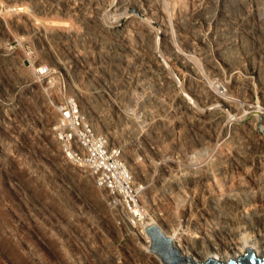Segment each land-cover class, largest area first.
<instances>
[{"label": "rangeland", "instance_id": "1", "mask_svg": "<svg viewBox=\"0 0 264 264\" xmlns=\"http://www.w3.org/2000/svg\"><path fill=\"white\" fill-rule=\"evenodd\" d=\"M70 99L134 170L149 214L191 218L186 234L222 227L236 211L217 195L257 191L242 161L264 143V0H0V264H134V244L146 248L67 158L60 121Z\"/></svg>", "mask_w": 264, "mask_h": 264}, {"label": "bare ground", "instance_id": "2", "mask_svg": "<svg viewBox=\"0 0 264 264\" xmlns=\"http://www.w3.org/2000/svg\"><path fill=\"white\" fill-rule=\"evenodd\" d=\"M162 1V0H161ZM163 2H165V3H167V1H163ZM162 2V3H163ZM164 4V3H163ZM25 8H21V10H24ZM166 9V8H165ZM109 13V12H108ZM124 13V12H123ZM168 14V13H167ZM115 15V14H114ZM124 15V14H123ZM107 16V15H106ZM120 16V15H119ZM125 17V16H124ZM119 18V17H118ZM123 18V17H122ZM169 18V17H168ZM252 19V18H251ZM117 25V24H116ZM122 25V24H121ZM118 26V25H117ZM122 31V30H121ZM118 32V31H117ZM124 32V31H123ZM122 32V33H123ZM126 32V31H125ZM130 33V32H129ZM118 34V33H117ZM113 35V34H112ZM132 35V34H131ZM114 36V35H113ZM124 36V35H123ZM121 37V36H120ZM172 38H170L169 39V37H168V42H169V40H171ZM125 40V39H124ZM131 40V39H130ZM173 40V39H172ZM171 44H173V41H172V43ZM170 46V45H169ZM172 46V45H171ZM175 45H173L172 47H174ZM171 47V48H172ZM181 52V51H180ZM186 55V54H185ZM187 56V55H186ZM185 57V56H184ZM186 58V57H185ZM191 58V57H190ZM188 59V58H187ZM193 59H194V57H193ZM189 61H190V59H188ZM188 60H187V62H188ZM192 62V61H191ZM197 63V62H196ZM42 65V64H41ZM126 65V64H125ZM39 67V66H38ZM35 68H37V67H35ZM31 69V68H30ZM45 69V67L44 66H42V67H39V69L38 70H40V71H43ZM36 70V69H35ZM37 72V71H36ZM211 87V86H210ZM217 88V87H216ZM215 88V89H216ZM226 97V96H225ZM227 98V97H226ZM225 99V98H224ZM215 100V99H214ZM246 100V99H245ZM82 101V100H81ZM84 101V100H83ZM232 101V100H231ZM229 102V101H228ZM234 102V101H233ZM81 104V103H80ZM234 105V104H233ZM244 105V104H243ZM237 106V105H236ZM235 106V107H236ZM143 107H144V105H143ZM232 107H234V106H232ZM244 108V107H243ZM260 107H258V109H259ZM245 109V108H244ZM236 110V109H235ZM261 110H263L262 109V107H261ZM130 111V110H129ZM247 112V111H246ZM261 114H264V112L263 113H261ZM127 115V114H126ZM129 115H127L126 117H128ZM236 116V115H235ZM130 117V116H129ZM236 118V117H235ZM126 119V118H125ZM225 120V119H224ZM129 121V120H128ZM92 122V121H91ZM264 126V125H263ZM262 126V127H263ZM95 127V126H94ZM264 128V127H263ZM196 138V137H195ZM111 140V139H110ZM58 141V140H57ZM54 142V141H53ZM55 144V143H54ZM53 144V145H54ZM188 145V144H187ZM203 145V144H202ZM226 145V144H225ZM205 146V145H204ZM177 147V146H176ZM188 147V146H187ZM218 146L216 145V147L215 148H217ZM228 147H229V145H228ZM59 149V148H58ZM185 149V148H184ZM202 150L204 149V148H201ZM200 149V150H201ZM225 149H226V146H225ZM255 149V148H254ZM216 150V149H215ZM218 150V149H217ZM220 150V149H219ZM227 150H228V148H227ZM227 150L225 151V152H227ZM181 151V150H180ZM184 151V150H183ZM208 151H210L209 149H208ZM212 151V150H211ZM221 151H222V149H221ZM223 151V152H224ZM229 151H230V149H229ZM228 151V152H229ZM231 151H233V150H231ZM230 151V152H231ZM191 152H192V150H191ZM216 152V151H215ZM259 152V153H258ZM2 153V152H1ZM195 153V152H194ZM212 153V152H211ZM213 153H214V151H213ZM212 153V154H213ZM219 153V152H218ZM255 153L256 154H254V153H252V155H248L249 157L247 158L246 157V159L244 158V160L242 161L243 162V165H245L244 167H246V165H248V167L250 168V169H252V171H254V173H255V177L256 178H254L253 177V180H252V185H253V187H251L252 189L253 188H256L257 189V191L256 190H254V191H256V193H257V195H253V194H256V193H254V191H253V194H252V190H251V194L252 195H248V193H247V196L243 193V194H241V195H243V197H244V195L246 196L245 198H241L240 197V195H236L235 193H232V189L230 188V187H227L228 189L227 190H229L230 189V191H229V193L227 192V190L225 189V191H223L222 189H221V186L219 185L218 186V184L216 183V182H218L217 181V179L216 178H214V180L216 181L215 183L217 184V186H218V188H220L221 190H222V192H227V194L225 193H221V195H217L218 196V198L216 199V202H217V205H219V206H223L225 209H227L228 210V208L229 209H232V211H236V215H235V218L234 219H230L231 220V222H229V223H226V224H223V225H221L222 227H220V226H218L217 228H216V225L214 224L213 226H215V228L214 229H211L210 231H208V229L207 228H209V227H207L206 225L207 224H209V223H205L206 222V220H205V222L203 221V223H205L204 225H205V227H206V231L205 230H203V231H201V229L200 228H198V227H193V225H192V227L191 228H194V229H192V230H190L191 231V234H189V232L186 234V231H187V229H188V226H190V225H186V230H183V231H180V226L182 225V223L183 222H185V223H189L190 222V219L188 218V219H184L183 221H181V219H179V217H175V215H174V218H175V221H177V223H173L172 222V220L171 221H167V219H164L163 217H161V215H159L158 213H155V211L152 213V214H149V209H148V207L147 208H144L143 209V211H142V221L140 222V225L138 226V230H136L138 233H139V235H141V237L142 238H144L145 240H146V243H147V245H146V248L144 249V248H142V247H140L138 244H134V254H138L137 255V258H136V260H137V263L136 262H133L134 264H163L164 262L162 261H160V260H158L154 255H153V251L152 250H150V243H152L151 242V239H150V237L148 236V234H147V232H146V228H148L150 225H157V226H159L160 227V229L168 236V237H170L171 239H172V241H173V244H174V246L180 251V253H181V255L187 260V261H192L193 263H195V264H206V263H208V261H209V259H216V260H218V261H220L222 264H228L231 260H233V261H237L238 259H239V257H242V256H245L246 255V248L247 247H250V248H252V250H253V253L255 254V256L256 257H259V258H262L263 256H264V191H263V187H262V182H264V171L262 172V170H263V168H264V143H262V142H260V144H258V149L257 150H255ZM258 153V154H257ZM193 154V153H192ZM199 153L198 152H196L195 153V155H198ZM201 154V153H200ZM230 154V153H229ZM235 154V153H234ZM179 155V154H178ZM180 155H181V153H180ZM194 155V154H193ZM193 155H191L190 156V158L192 159V156ZM227 155V154H226ZM236 155H238L237 154V152H236ZM240 155L241 154H239V156L238 157H240ZM182 156V155H181ZM208 156V155H207ZM233 156V155H232ZM245 156V155H244ZM183 157V156H182ZM220 157V156H219ZM230 157H231V154H230ZM4 158V157H3ZM65 159H66V157H64ZM131 158V157H130ZM178 158V157H177ZM193 158H194V156H193ZM196 158V157H195ZM214 158V157H213ZM223 158H225L224 156H223ZM62 159V158H61ZM187 159V158H186ZM190 159V160H191ZM203 159H205L204 157H203ZM209 159V157L206 159V165H208L207 163V160ZM215 159V158H214ZM168 160V159H167ZM180 160V159H179ZM185 160V159H184ZM187 160H189V159H187ZM198 160V159H197ZM201 160V159H200ZM200 160H198V162L200 161ZM211 160V159H210ZM216 160V159H215ZM235 160V159H234ZM67 161V160H66ZM175 161V160H174ZM177 161H178V159L176 160V164L178 165L179 164V162L177 163ZM214 161V160H213ZM236 161V160H235ZM235 161H234V164H235ZM134 162V161H133ZM189 162V161H188ZM198 162L197 163H194L195 165H197L198 164ZM201 162V161H200ZM199 162V164H200V166H201V163ZM228 162V161H227ZM132 163V162H131ZM130 163V164H131ZM187 163V162H186ZM191 163H193V162H190L189 164H191ZM205 163H204V165H205ZM212 163V162H211ZM221 163V162H220ZM226 163V162H225ZM66 164V163H65ZM129 164V165H130ZM133 164V163H132ZM131 164V165H132ZM137 164V163H136ZM139 164V163H138ZM141 164V163H140ZM194 164H193V167H194ZM230 164V163H229ZM68 165V164H67ZM177 165H176V167H177ZM181 165V164H180ZM202 165H203V162H202ZM205 165V166H206ZM211 165V164H210ZM225 165V164H224ZM237 165V164H236ZM235 165V166H236ZM250 165V166H249ZM134 166H135V164H134ZM136 166H138V165H136ZM141 166H142V164H141ZM183 166H185V165H183ZM191 166V168L193 169V171H194V169H196V168H193L192 167V165H190ZM190 166H188V167H190ZM198 166V165H197ZM200 166H198V167H200ZM232 166V165H231ZM157 167V166H156ZM203 167V166H202ZM202 167H200V168H202ZM132 168V167H131ZM135 168V167H134ZM175 168V167H174ZM200 168L198 169L199 171H201L200 170ZM205 168V167H204ZM204 168H202V169H204ZM211 168V167H210ZM210 168H209V166L207 167V169H209L210 170ZM230 168V167H229ZM228 168V169H229ZM241 168V167H240ZM248 168V169H249ZM141 169V168H140ZM206 169V168H205ZM206 169V170H207ZM226 170H227V168H225ZM244 169H246V168H244ZM63 170V169H62ZM129 170H130V168H129ZM136 170V169H135ZM182 170V169H181ZM218 170V169H217ZM223 170V169H222ZM230 170V169H229ZM247 170V169H246ZM245 170V171H246ZM84 171V170H83ZM134 170H131V172H133ZM141 171V170H140ZM191 171V170H190ZM189 171V172H190ZM205 171V170H204ZM203 171V172H204ZM208 171V170H207ZM228 171V170H227ZM226 171V172H227ZM195 172V171H194ZM214 172V171H213ZM230 172V171H229ZM67 173V172H66ZM188 173V172H187ZM199 173V172H198ZM247 173V172H246ZM248 173H249V170H248ZM78 174V173H77ZM82 174V173H81ZM88 174V173H87ZM86 174V175H87ZM135 174V173H134ZM137 174H138V172H137ZM189 174V173H188ZM192 174V173H191ZM209 174V173H208ZM217 174H219V173H217ZM223 174H227V173H223ZM64 175H66V174H64ZM85 175V174H84ZM139 175V174H138ZM141 175V174H140ZM174 175V174H173ZM185 175L187 176V174L185 173ZM194 176L196 175V174H193ZM192 175V176H193ZM211 175V174H210ZM210 175H205V178H204V181H205V179H206V183L208 182V179L210 180ZM213 175V174H212ZM246 176H247V174H245ZM252 175V174H251ZM180 176H182V174L180 175ZM179 176V179L178 180H180V177ZM203 176H204V173H203ZM227 176V175H226ZM173 177V179H174V176H172ZM183 177V176H182ZM228 177V176H227ZM238 177V176H237ZM237 177H235V179L237 178ZM241 177H243V176H241ZM251 177V176H250ZM88 178V177H87ZM139 178V177H138ZM137 178V179H138ZM176 178V177H175ZM213 178V177H212ZM211 178V180H213ZM239 178H240V176H239ZM238 178V179H239ZM252 178V177H251ZM89 179V178H88ZM136 179V178H135ZM172 179V180H173ZM177 179V178H176ZM182 179V178H181ZM187 179V178H186ZM194 179V178H193ZM242 179V178H241ZM90 180V179H89ZM139 180V179H138ZM168 180V179H167ZM183 180H184V178H183ZM248 181L250 180L251 181V179H247ZM169 181V180H168ZM175 181V180H174ZM174 181H172V184H173V182ZM181 181V180H180ZM249 181V182H250ZM137 182V181H136ZM178 182V181H177ZM181 182H183V181H181ZM198 182V181H197ZM200 182V181H199ZM228 182V181H227ZM232 182V181H231ZM242 182V181H241ZM244 182V181H243ZM246 182V181H245ZM88 183V182H87ZM87 183H85V184H87ZM167 183V182H166ZM165 183V184H166ZM176 183V182H175ZM195 183V182H194ZM211 183V182H210ZM210 183H207V187H210ZM219 183V182H218ZM240 183V182H239ZM164 184V183H163ZM170 184H171V182H170ZM171 184V185H172ZM177 184V183H176ZM176 184H174V185H176ZM192 184V183H191ZM214 184V183H213ZM223 184V183H222ZM134 185H135V187H136V189L137 190H144V187L140 184V183H135L134 182ZM178 185V184H177ZM180 185H181V183H180ZM187 185H189L188 183H187ZM237 185H242V186H244L242 183H240V184H237ZM237 185H235V186H237ZM169 187H170V185H168ZM184 186V185H183ZM182 186V187H183ZM200 186H203L202 184L200 185ZM228 186H230V182L228 183ZM90 187V186H89ZM88 187V188H89ZM163 187V186H162ZM165 187V186H164ZM204 187V186H203ZM234 187V186H233ZM171 188V187H170ZM176 188V187H175ZM201 188V187H200ZM211 188V187H210ZM215 188H217V187H215ZM247 188V187H246ZM164 189V188H163ZM209 189V188H208ZM213 189V188H212ZM91 190V189H90ZM89 190V191H90ZM92 190H93V188H92ZM165 191L167 190V189H164ZM175 190V189H174ZM177 190V189H176ZM189 190V189H188ZM201 190V189H200ZM207 190V189H206ZM214 190V189H213ZM217 190V189H216ZM236 190H237V188H236ZM241 190L242 189H240V191H239V193L241 192ZM244 190V189H243ZM160 191H161V189H160ZM179 191V190H178ZM215 191V190H214ZM217 191H219V190H217ZM216 191V192H217ZM238 191V190H237ZM95 192V191H94ZM169 192H171V191H169ZM180 192H181V190H180ZM189 192H190V190H189ZM197 192V191H196ZM202 192V191H201ZM213 192V191H212ZM235 192V191H234ZM243 192V191H242ZM246 192H250V191H246ZM92 193V192H91ZM178 193V192H177ZM191 193V192H190ZM206 193V192H205ZM204 193V194H205ZM210 193V192H209ZM213 193H215V192H213ZM98 194H100V193H98ZM173 194V193H172ZM195 194V193H194ZM200 194V193H199ZM198 194V195H199ZM207 194H208V192H207ZM219 194H220V192H219ZM250 194V193H249ZM97 195V194H96ZM144 195H145V193H144ZM178 195V194H177ZM87 196H88V194H87ZM91 195H89V197H90ZM171 196V195H170ZM170 196H168V197H170ZM174 196V195H173ZM179 197H181V195H178ZM196 196V195H195ZM82 197H83V195H82ZM93 197H95L94 195H93ZM99 197H103V195L101 196V195H99ZM144 198H146V202H148V200H149V198H147L146 196H143ZM167 197V198H168ZM177 196H175V198H176ZM185 197H186V195H185ZM187 197H188V194H187ZM192 197V196H191ZM203 197V196H202ZM201 197V198H202ZM8 198V197H7ZM160 198L161 197H159L158 198V196H157V198L156 199H159V201H160ZM182 198H184L183 196H182ZM192 198H194V197H192ZM208 198H210V197H208ZM102 199H104V197L102 198ZM151 199V198H150ZM173 199V198H172ZM172 199H171V203L173 202L172 201ZM185 199V198H184ZM183 199V201L184 202H186L185 200ZM199 199H200V195H199ZM198 199V200H199ZM211 199V198H210ZM88 200H89V198H88ZM105 200V199H104ZM174 200V199H173ZM177 200V199H176ZM175 200V201H176ZM180 200V199H179ZM178 200V201H179ZM190 200V199H189ZM202 200V199H201ZM201 200L199 201V203L201 202ZM206 200V199H205ZM89 201H91V200H89ZM97 201V200H96ZM151 201H153L152 199H151ZM150 201V202H151ZM162 201V200H161ZM168 201H170V199L168 200ZM175 201H174V204H175ZM177 201V202H178ZM180 201H182V200H180ZM182 201V202H183ZM86 202H88V201H86ZM103 202V201H102ZM150 202H149V204H150ZM153 202H155V201H153ZM182 202H181V205H182ZM193 202V201H192ZM192 202H190L189 201V203H192ZM204 202V201H203ZM214 202H215V200H214ZM100 203V202H99ZM105 203V202H104ZM180 203V202H179ZM194 203V202H193ZM155 204V203H154ZM7 205V204H6ZM93 205H94V203H93ZM145 205H146V203H145ZM151 205H152V203H151ZM178 205V204H177ZM187 205V204H186ZM192 205V204H191ZM217 205H215V206H217ZM201 206V205H200ZM205 206V205H204ZM204 206H202V207H204ZM214 206V205H213ZM92 207H94V206H92ZM153 207V206H152ZM162 207V206H161ZM168 207V206H167ZM172 207L173 206H171V209H172ZM175 207V206H174ZM173 207V208H174ZM179 207V206H178ZM192 207V206H191ZM156 208V207H155ZM154 208V209H155ZM176 208V207H175ZM181 208V207H180ZM196 208V207H195ZM208 208V207H207ZM224 208H223V210H224ZM87 209V208H86ZM93 209V208H92ZM96 209V208H95ZM102 209V208H101ZM167 209V208H166ZM170 209V208H169ZM170 209V210H171ZM185 209V208H184ZM190 209V208H189ZM212 209H214V208H212ZM211 209V210H212ZM216 209H219V208H216ZM1 210V209H0ZM159 210V209H158ZM175 210V209H174ZM202 210V209H201ZM208 210V209H207ZM221 210V211H220ZM219 210V212H223L222 213V215L224 214V211H222V209H220ZM91 211V210H90ZM107 211V210H106ZM157 211V210H156ZM177 211V210H176ZM199 211V210H198ZM215 211V210H214ZM231 211V212H232ZM82 212V211H81ZM98 212H100L99 210H98ZM158 212V211H157ZM161 212H163V211H161ZM160 212V213H161ZM189 212V211H188ZM187 212V213H188ZM205 212V214H206V211H204ZM227 212V211H226ZM8 213V212H7ZM80 213V212H79ZM85 213V212H84ZM92 213V212H91ZM108 213V212H107ZM111 213V211L109 212V214ZM170 213H172V212H170ZM174 213V212H173ZM192 213V212H191ZM199 213V212H198ZM198 213H197V216L195 215V217L197 218V217H199L198 216ZM207 213H208V211H207ZM211 213V212H210ZM234 213V212H233ZM15 214V213H14ZM90 214V213H89ZM88 214V215H89ZM99 214V213H98ZM114 214V213H113ZM112 213H111V215H113ZM163 214V213H162ZM177 214V213H176ZM201 214H202V212H201ZM227 214V213H226ZM111 215H109V217L111 216ZM208 215V214H207ZM231 215L232 214H229L228 215V217L230 216L231 217ZM107 216V215H106ZM114 216H115V214H114ZM177 216V215H176ZM186 216V215H185ZM189 216H190V214H189ZM210 216V215H209ZM217 216V215H216ZM28 217V216H27ZM65 217V216H64ZM91 217H93L92 215H91ZM102 217V216H101ZM101 217H100V220H101ZM116 217V216H115ZM187 217V216H186ZM193 217H194V214H193ZM218 217H219V215H218ZM221 217V216H220ZM223 217V216H222ZM7 218V217H6ZM76 218V217H75ZM96 218V217H95ZM99 218V217H98ZM111 218H112V216H111ZM166 218V217H165ZM170 218H172V214H171V217ZM177 218V219H176ZM182 218V217H181ZM199 218H201V216L199 217ZM199 218H197V220L196 221H198L199 220ZM226 218V217H225ZM233 218V217H232ZM18 219V218H17ZM51 219V218H50ZM54 219V218H53ZM63 219V218H62ZM92 219V218H91ZM105 219V218H104ZM183 219V218H182ZM194 219V218H193ZM212 219V218H211ZM210 219V221H212ZM214 219L217 221V219L218 218H216V217H214ZM214 219H213V221H214ZM227 219H229V218H227ZM35 220V219H34ZM78 220V219H77ZM82 220V219H81ZM106 220V219H105ZM112 220H113V218H112ZM195 220V219H194ZM201 220V219H200ZM225 220V219H224ZM28 221V220H27ZM31 221V220H30ZM40 221V220H39ZM48 221V220H47ZM67 221V220H66ZM88 221V220H87ZM96 221V220H95ZM94 221V222H95ZM120 221V220H119ZM212 221V223L210 224V225H212L214 222H216V221H214L213 222ZM26 222V221H25ZM37 222V221H36ZM81 222V221H80ZM79 222V223H80ZM104 222V221H103ZM107 222V221H106ZM113 222V221H112ZM116 222V221H115ZM114 222V223H115ZM41 223V222H40ZM117 223V222H116ZM184 223V224H185ZM196 223V222H195ZM201 223V222H200ZM203 223H201L200 225H202ZM219 223V222H218ZM223 223V222H222ZM23 224V223H22ZM86 224V223H85ZM91 224V223H90ZM110 224V223H109ZM30 225V224H29ZM43 225V224H42ZM64 225V224H63ZM115 225V224H114ZM198 225H199V223H198ZM204 225H202V228H203V226ZM209 225V226H210ZM109 226V225H108ZM110 226H112L111 224H110ZM118 226H119V223H118ZM197 226V225H196ZM38 227V226H37ZM41 228H42V226H40ZM73 227V226H72ZM72 227H71V229H72ZM98 227V226H97ZM102 227H103V225H102ZM113 227V226H112ZM111 227V228H112ZM204 227V228H205ZM210 227H212V226H210ZM220 227V228H219ZM74 228V227H73ZM114 228V227H113ZM1 229V228H0ZM5 229V228H4ZM7 229V228H6ZM18 229H19V227H18ZM62 229V228H61ZM87 229V228H86ZM90 229V228H89ZM102 229V228H101ZM104 229V228H103ZM115 229V228H114ZM113 229V230H114ZM119 229V228H118ZM124 229H125V226H124ZM92 230V229H91ZM120 230V229H119ZM123 230V229H122ZM131 230V229H130ZM189 230V229H188ZM45 231V230H44ZM51 231V230H50ZM59 231V230H58ZM74 231V230H73ZM88 231V230H87ZM118 230H116V232H117ZM127 231V230H126ZM125 231V232H126ZM64 232V231H63ZM81 232V231H80ZM120 232V231H119ZM122 232V231H121ZM120 232V233H121ZM11 233V232H10ZM88 233V232H87ZM112 233V232H111ZM133 233V232H132ZM132 233H130V234H132ZM19 234V233H18ZM30 234V233H29ZM68 234V233H67ZM79 234V233H78ZM117 234V233H116ZM126 234H127V232H126ZM48 235H49V233H48ZM47 235V236H48ZM51 235V234H50ZM115 235V234H114ZM118 235H119V233H118ZM187 235V236H186ZM188 235H190V237H188ZM31 236H33V234L31 235ZM37 236V235H36ZM75 236H77L76 234H75ZM89 236V235H88ZM98 236V235H97ZM3 237V236H2ZM17 237V236H16ZM46 237V236H45ZM62 237V236H61ZM67 237V236H66ZM77 237H79V235L77 236ZM108 237V236H107ZM112 237V236H111ZM131 237V236H130ZM55 238H56V236H55ZM81 238V237H80ZM85 238V237H84ZM96 238V237H95ZM113 238V237H112ZM129 239V238H128ZM197 239H198V241H197ZM96 240V239H95ZM102 240V239H101ZM130 240V239H129ZM20 241V240H19ZM26 241V240H25ZM80 241H82V239L80 240ZM94 241V240H93ZM103 241V240H102ZM75 242V241H74ZM85 242V241H84ZM95 242V241H94ZM105 242V241H104ZM24 243V242H23ZM72 243V242H71ZM81 243V242H80ZM83 243V242H82ZM100 243V242H99ZM103 243V242H102ZM45 244V243H44ZM92 244V243H91ZM90 244V245H91ZM133 244V243H132ZM131 244V245H132ZM13 245V244H12ZM17 245V244H16ZM46 245V244H45ZM69 245V244H68ZM76 245H78V244H76ZM97 245H98V243H97ZM19 246V245H18ZM28 246V245H27ZM33 246V245H32ZM31 246V247H32ZM73 246H75V245H73ZM47 247V246H46ZM59 247V246H58ZM88 247V246H87ZM35 248V247H34ZM57 248V247H56ZM69 248V247H68ZM72 248V247H71ZM91 248V247H90ZM115 248V247H114ZM54 249V248H53ZM73 249V248H72ZM89 249V248H88ZM104 249V248H103ZM126 249V248H125ZM124 249V250H125ZM23 250V249H22ZM33 250V249H32ZM63 250H65V249H63ZM71 250V249H70ZM84 250V249H83ZM89 250H91V249H89ZM101 250H102V248H101ZM100 250V251H101ZM111 250V249H110ZM121 250V249H120ZM16 251V250H15ZM72 251V250H71ZM85 251V250H84ZM92 251V250H91ZM115 251V250H114ZM18 252V251H17ZM61 252V251H60ZM118 252V251H117ZM67 253V252H66ZM81 253V252H80ZM83 253V252H82ZM85 253V252H84ZM109 253V252H108ZM112 253H113V251H112ZM115 253V252H114ZM122 253H124V252H122ZM129 253V252H128ZM23 254H25V253H23ZM41 254H42V252H41ZM76 254V253H75ZM92 254V253H91ZM110 254V253H109ZM118 254H120V253H118ZM18 255V254H17ZM38 255V254H37ZM44 255V254H43ZM42 255V256H43ZM69 255H71V253L69 254ZM79 255V254H78ZM94 255V254H93ZM107 255V254H106ZM121 255V254H120ZM125 255V254H124ZM149 255H151L150 257H149ZM32 256V255H31ZM45 256V255H44ZM68 256V255H67ZM74 256V255H73ZM72 256V257H73ZM94 256H96V254L94 255ZM27 257H28V254H27ZM40 257H41V255H40ZM65 257H66V255H65ZM64 257V258H65ZM75 257V256H74ZM73 257V258H74ZM118 257V256H117ZM116 257V258H117ZM68 258V257H67ZM96 258H98V257H96ZM127 258V257H126ZM132 258L134 259V257L132 256ZM7 259V258H6ZM5 259V260H6ZM42 259V258H41ZM46 259V258H45ZM69 259V258H68ZM75 259V258H74ZM73 259V260H74ZM81 258H79V260H80ZM93 260H95L94 258H92ZM113 259V258H112ZM130 259V258H129ZM150 259H151V261H150ZM44 260V259H43ZM56 260V259H55ZM92 260V261H93ZM98 260V259H97ZM27 261V260H26ZM45 261V260H44ZM111 261V260H110ZM124 261V260H123ZM122 261V262H123ZM135 261V260H134ZM139 261V262H138ZM2 262V261H1ZM14 262V261H13ZM32 262V261H31ZM30 262V263H31ZM48 262V261H47ZM54 262V261H53ZM75 262V261H74ZM78 262V261H77ZM80 262V261H79ZM82 262V261H81ZM97 262H99V261H97ZM118 262V261H117ZM121 262V261H120ZM125 262V261H124ZM132 262V261H131ZM7 263V262H6ZM16 263V262H15ZM49 263V262H48ZM58 263H60V262H58ZM76 263V262H75ZM95 263V262H94ZM100 263V262H99ZM52 264V263H51ZM104 264V263H103ZM119 264V263H118ZM129 264V263H128Z\"/></svg>", "mask_w": 264, "mask_h": 264}, {"label": "built area", "instance_id": "3", "mask_svg": "<svg viewBox=\"0 0 264 264\" xmlns=\"http://www.w3.org/2000/svg\"><path fill=\"white\" fill-rule=\"evenodd\" d=\"M60 122L70 128L60 133L67 158L84 168L96 187L105 193V203L118 216L120 224L123 223L139 235L136 230L142 221L144 207L141 205L132 174L119 150L111 147L108 139L94 130L75 99L69 100ZM150 244L151 248L152 243ZM153 255L163 261L157 253L154 252Z\"/></svg>", "mask_w": 264, "mask_h": 264}, {"label": "water", "instance_id": "4", "mask_svg": "<svg viewBox=\"0 0 264 264\" xmlns=\"http://www.w3.org/2000/svg\"><path fill=\"white\" fill-rule=\"evenodd\" d=\"M146 232L151 239L150 250L157 253L166 264H195L187 261L174 246L173 241L157 225H150ZM206 264H222L216 259H209ZM228 264H264V257H256L252 248H246V255L239 257L237 261L231 260Z\"/></svg>", "mask_w": 264, "mask_h": 264}]
</instances>
